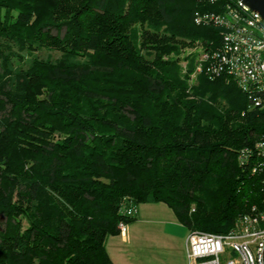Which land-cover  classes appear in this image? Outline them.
I'll return each instance as SVG.
<instances>
[{"label": "trees", "instance_id": "trees-1", "mask_svg": "<svg viewBox=\"0 0 264 264\" xmlns=\"http://www.w3.org/2000/svg\"><path fill=\"white\" fill-rule=\"evenodd\" d=\"M225 2L0 0V264H114L142 204L189 232L264 214V108L206 74L221 29L195 23Z\"/></svg>", "mask_w": 264, "mask_h": 264}, {"label": "built area", "instance_id": "built-area-1", "mask_svg": "<svg viewBox=\"0 0 264 264\" xmlns=\"http://www.w3.org/2000/svg\"><path fill=\"white\" fill-rule=\"evenodd\" d=\"M223 0H209L211 4ZM197 25H212L221 29L218 50L203 56L205 72L210 78L227 75L247 92L254 108H264V19L239 0H226L220 12L195 14ZM198 71H202V65ZM264 149V142L260 145ZM138 207L126 210L133 218ZM121 234L127 231L123 222ZM233 259L222 262L227 253ZM188 264H264V214L246 216L226 234L203 231L189 232L186 239Z\"/></svg>", "mask_w": 264, "mask_h": 264}, {"label": "crops", "instance_id": "crops-1", "mask_svg": "<svg viewBox=\"0 0 264 264\" xmlns=\"http://www.w3.org/2000/svg\"><path fill=\"white\" fill-rule=\"evenodd\" d=\"M125 234L108 238L106 249L114 264H188V228L164 203L139 206Z\"/></svg>", "mask_w": 264, "mask_h": 264}, {"label": "rangeland", "instance_id": "rangeland-1", "mask_svg": "<svg viewBox=\"0 0 264 264\" xmlns=\"http://www.w3.org/2000/svg\"><path fill=\"white\" fill-rule=\"evenodd\" d=\"M202 54H203V50L200 47H198L197 49H186V51L183 52L181 55V67L184 68L187 65V62L189 60H192V62L197 61L198 58L201 57ZM22 55L24 56L23 58H25V62L23 63V66H25L26 68L28 67L30 60L34 56L38 57L40 59H46L48 57H51L52 59H56V58L60 57V53L58 51L49 50V49H42L40 51H37L34 53L33 56H30L24 52L22 53ZM190 55H192V56H190ZM188 57H189V59L187 61ZM16 64H18V61L16 62ZM235 256L236 255L232 252L227 253L225 256L222 257V262L225 263L227 260L235 258Z\"/></svg>", "mask_w": 264, "mask_h": 264}, {"label": "water", "instance_id": "water-1", "mask_svg": "<svg viewBox=\"0 0 264 264\" xmlns=\"http://www.w3.org/2000/svg\"><path fill=\"white\" fill-rule=\"evenodd\" d=\"M250 7L253 11L259 13L264 19V0H239Z\"/></svg>", "mask_w": 264, "mask_h": 264}]
</instances>
